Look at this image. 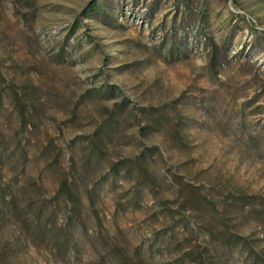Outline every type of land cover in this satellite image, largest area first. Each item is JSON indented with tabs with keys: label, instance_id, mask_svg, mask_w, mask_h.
Here are the masks:
<instances>
[{
	"label": "rangeland",
	"instance_id": "obj_1",
	"mask_svg": "<svg viewBox=\"0 0 264 264\" xmlns=\"http://www.w3.org/2000/svg\"><path fill=\"white\" fill-rule=\"evenodd\" d=\"M0 150L65 229L54 257L3 225L0 264H245L220 232L264 253V0H0Z\"/></svg>",
	"mask_w": 264,
	"mask_h": 264
},
{
	"label": "trees",
	"instance_id": "obj_2",
	"mask_svg": "<svg viewBox=\"0 0 264 264\" xmlns=\"http://www.w3.org/2000/svg\"><path fill=\"white\" fill-rule=\"evenodd\" d=\"M25 119L24 115H22L21 122L26 123ZM48 145H50V140L46 141L43 149L46 150L49 147ZM53 148H57L56 145H54ZM153 150L157 151L160 156H163L160 147L155 145L144 147L141 152L148 153ZM56 152L57 156L59 153L58 151ZM3 157L4 151L0 150V165H3ZM51 164L52 159L44 157V164L40 169V178L43 176L42 170L49 167ZM137 166V182L142 184L146 190L150 192V195L157 198L159 190L156 191V189H158L156 180L154 178L155 181L150 179L148 170L146 169L147 166L143 162H140ZM112 168H115V165H112ZM132 168L133 166L131 164L126 165V173L130 172ZM17 181L18 180H16V182ZM35 183L36 178L34 184ZM10 184L11 180L6 183L7 188H10ZM182 185L183 187H179V184L174 186L175 189L173 188V193L178 197V206L185 209L190 202L195 201V196L184 189L186 188L184 184ZM24 186L25 185L22 187ZM7 188L0 186V229L3 225L14 227L25 244H30L38 250L45 249L51 256L57 257L63 249V238H61V234L65 231V229L58 227L55 223L57 209L52 206L49 207V205H44L45 199H39L38 197L32 198V195H27L25 192L23 193L24 197H21L20 200L13 189L6 192ZM21 189L23 190L24 188ZM54 190L57 195H61L66 208H68L66 217L68 219L71 218L73 214L69 211L78 210L77 202L80 201L79 194L70 190V186L67 184L65 177L58 180ZM85 197L88 201L92 200L91 191L88 187L85 190ZM220 236L226 246H237L240 254H243L245 264H264V253L248 245L243 235L226 233L224 236L220 232ZM5 238L6 237H3L0 233V257L2 255L4 256L5 253L8 252L7 250L10 249V246H7L8 241Z\"/></svg>",
	"mask_w": 264,
	"mask_h": 264
}]
</instances>
